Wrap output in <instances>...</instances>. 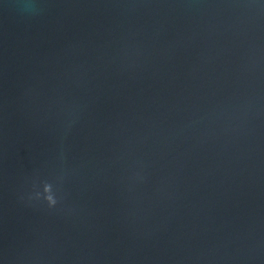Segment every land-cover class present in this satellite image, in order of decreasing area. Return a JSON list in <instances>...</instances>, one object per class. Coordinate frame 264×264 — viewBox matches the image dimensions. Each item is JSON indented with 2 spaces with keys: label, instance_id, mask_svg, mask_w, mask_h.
Wrapping results in <instances>:
<instances>
[{
  "label": "water",
  "instance_id": "1",
  "mask_svg": "<svg viewBox=\"0 0 264 264\" xmlns=\"http://www.w3.org/2000/svg\"><path fill=\"white\" fill-rule=\"evenodd\" d=\"M0 264H264V0H0Z\"/></svg>",
  "mask_w": 264,
  "mask_h": 264
}]
</instances>
